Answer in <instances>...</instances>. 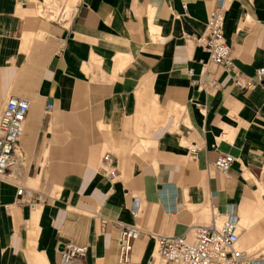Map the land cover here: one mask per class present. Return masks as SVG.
<instances>
[{
  "label": "crops",
  "instance_id": "crops-1",
  "mask_svg": "<svg viewBox=\"0 0 264 264\" xmlns=\"http://www.w3.org/2000/svg\"><path fill=\"white\" fill-rule=\"evenodd\" d=\"M36 1L0 0V114L10 96L30 102L0 179V264H61L69 241L88 245V264H121L116 222L141 228L131 264H151L159 235L210 223L209 208H232L242 246L262 245L264 82L242 91L224 67L203 69L218 0H79L66 31L37 18ZM224 2L235 65L256 78L264 0ZM226 153L235 160L222 174ZM253 254L264 264V246Z\"/></svg>",
  "mask_w": 264,
  "mask_h": 264
},
{
  "label": "built area",
  "instance_id": "built-area-1",
  "mask_svg": "<svg viewBox=\"0 0 264 264\" xmlns=\"http://www.w3.org/2000/svg\"><path fill=\"white\" fill-rule=\"evenodd\" d=\"M78 7L77 4L74 14ZM225 18V2L218 0L216 6L210 10L206 22L205 44L209 59L202 63L203 69L209 64L222 66L232 72L233 84L237 88L242 91L253 90L264 82V67L256 70V78L247 76L237 68L224 34ZM54 21L65 31L70 26L64 20ZM189 73L193 75L194 70L190 68ZM193 83L206 91L215 87L214 81L203 78L193 79ZM29 109V100L19 96L8 97L4 104L0 114V179L6 180L10 177L9 170L17 158V148L24 133ZM190 149L196 151L194 147ZM234 160L232 154H221L214 165L222 174H227ZM101 169L111 182L119 176L110 152L103 155ZM23 192L24 187H19L18 194ZM133 215L138 216L137 209L133 210ZM239 218L232 208H226L223 213L215 209L211 212L208 224L195 226L181 235H159L156 250L151 256V264H258L253 253L238 245L241 237ZM102 222L106 224L108 219L103 218ZM116 227L118 262L131 264L134 242L141 236V228L137 224L124 222H116ZM60 247L61 264H88V245L69 241L63 242Z\"/></svg>",
  "mask_w": 264,
  "mask_h": 264
},
{
  "label": "rangeland",
  "instance_id": "rangeland-1",
  "mask_svg": "<svg viewBox=\"0 0 264 264\" xmlns=\"http://www.w3.org/2000/svg\"><path fill=\"white\" fill-rule=\"evenodd\" d=\"M47 0H38L36 2H33L35 6H39L38 14L44 16L45 18H40L37 16V18L41 19V21L45 22H54V20L60 15L61 11L63 10V7L66 8L69 12L72 11L73 6H75L77 3H79V0H54V2L50 5L46 3ZM211 219V211L209 208L208 213L206 214V222L208 223ZM259 227V226H258ZM264 244V242H263ZM256 244L254 249H246L242 246L240 242V247L246 249L250 253H258L263 251L264 245Z\"/></svg>",
  "mask_w": 264,
  "mask_h": 264
},
{
  "label": "bare ground",
  "instance_id": "bare-ground-1",
  "mask_svg": "<svg viewBox=\"0 0 264 264\" xmlns=\"http://www.w3.org/2000/svg\"><path fill=\"white\" fill-rule=\"evenodd\" d=\"M54 2V0H47L46 3L49 5H51ZM77 5V4H76ZM76 5L73 6V9L71 12H69L68 10H66V8L63 7V10L61 11L60 15H58V17L56 18L57 20H64L63 22H65L66 25H69L70 22L72 21V17L74 14V10L76 8ZM55 19V20H56ZM239 228H240V223H239ZM238 245L240 246V241L238 243Z\"/></svg>",
  "mask_w": 264,
  "mask_h": 264
},
{
  "label": "water",
  "instance_id": "water-1",
  "mask_svg": "<svg viewBox=\"0 0 264 264\" xmlns=\"http://www.w3.org/2000/svg\"><path fill=\"white\" fill-rule=\"evenodd\" d=\"M67 34H64V37H66Z\"/></svg>",
  "mask_w": 264,
  "mask_h": 264
}]
</instances>
